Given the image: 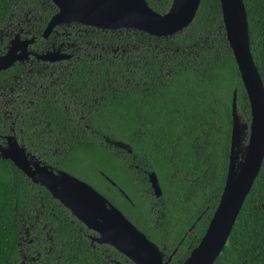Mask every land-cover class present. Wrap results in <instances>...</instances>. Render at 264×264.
<instances>
[{
    "label": "flooded vegetation",
    "instance_id": "obj_1",
    "mask_svg": "<svg viewBox=\"0 0 264 264\" xmlns=\"http://www.w3.org/2000/svg\"><path fill=\"white\" fill-rule=\"evenodd\" d=\"M145 1L159 14L167 13L173 2ZM13 8L7 16L11 15V29L4 26L6 31H0V57L13 44L21 55L0 68V158L9 146H18L24 149L32 169L43 165L45 170L33 175L43 180L34 181L24 174L28 189L12 264H136L110 243L100 241V233L81 221L42 182L59 172L85 181L104 197L107 207L117 208L157 246L161 263L182 264L204 235L226 184L232 93L228 101H211V105L226 103L225 115L208 101L200 110L202 121L194 122L199 110L177 106L181 102L172 97L162 99L159 89L167 85L153 80H167L175 71L172 63L177 58L197 65L207 61L206 54L191 57L179 52L168 57L151 51L148 40L178 35L176 43L186 47L191 42L178 41L185 28L195 22L207 28L222 25V15L210 12L197 22L198 7L187 27L170 36H158L76 20L56 23L47 30L59 10L55 5L46 7L44 1V7L33 4L15 13ZM116 29H135V43L126 40L113 47L109 33ZM144 65L151 67L146 70ZM116 103L124 107L123 122L127 118L135 121L134 128L127 124L122 129L115 127V117L102 128L101 120L92 116L97 108ZM156 104L162 110L152 115L150 109ZM236 110L245 145L250 108L237 98ZM210 112L212 117L207 115ZM227 133L225 156L222 146ZM81 137L105 154L104 166L96 161L86 173L81 172ZM263 203L259 205L264 207ZM227 242L228 238L216 264H264V247L240 243L231 254L229 246L225 249Z\"/></svg>",
    "mask_w": 264,
    "mask_h": 264
},
{
    "label": "water",
    "instance_id": "obj_2",
    "mask_svg": "<svg viewBox=\"0 0 264 264\" xmlns=\"http://www.w3.org/2000/svg\"><path fill=\"white\" fill-rule=\"evenodd\" d=\"M51 1L59 10L50 19L47 30H51L56 23L76 20L96 27L135 28L158 36H170L188 26L201 0H173L170 10L165 14L153 11L145 0ZM220 9L225 39L249 103V135L245 145H242L244 128L236 110L235 87L231 98V148L226 184L204 235L182 264H212L215 261L260 172L264 158V85L250 50L246 8L243 0H220ZM17 50L19 49L13 44L0 57L3 63L0 68L9 66L21 55L16 54ZM22 52L26 54L27 51L23 49ZM2 158L9 159L34 181L43 180L42 177L36 178L33 175L43 173L44 166L32 169L30 159L21 147L9 146ZM42 182L81 221L100 233V241L110 243L136 264H166L161 263V253L157 246L117 208L107 207L104 197L85 181L66 172H59L47 176Z\"/></svg>",
    "mask_w": 264,
    "mask_h": 264
},
{
    "label": "trees",
    "instance_id": "obj_3",
    "mask_svg": "<svg viewBox=\"0 0 264 264\" xmlns=\"http://www.w3.org/2000/svg\"><path fill=\"white\" fill-rule=\"evenodd\" d=\"M22 1L34 4L38 0H0V25L8 16L13 7ZM248 23L249 43L253 60L257 66L264 85V0H243ZM216 11L221 15L219 0H201L196 21H203L208 13ZM207 27L198 26L195 22L193 26L187 27L183 34L179 36L178 41L185 43L192 42L201 35ZM223 44V45H222ZM221 49L216 54L208 53L207 61L202 64H191L187 58H177L173 61L172 67L174 72L167 80L160 79V83L153 80L155 84H165L167 87L161 88L162 99L168 100L171 97L176 102H181L177 106L184 105L186 108L198 109V116H195L194 122L202 121L201 108L205 106L204 102H210V106L220 111L223 115L228 112V105L217 103L211 105V101L229 100L233 89L237 88V98L240 103L249 109V103L246 92L240 80L235 65L232 52L226 39L222 43ZM149 65H144L146 70L150 69ZM133 76H136L134 74ZM114 106H103L97 108V112L92 114L94 118H99V125L107 128L113 119L115 127H121L127 124L129 128H134L137 123L128 120L123 122L124 107L113 104ZM162 107L156 104L150 113L156 114V111ZM209 117L213 114L210 112ZM119 119H116V118ZM107 119V120H102ZM116 119V120H115ZM215 119V117H214ZM229 119L227 123L229 124ZM228 131V130H227ZM216 135V133H215ZM222 146L225 156L228 152V133ZM80 156L79 165L81 172L86 173L90 166L99 161L101 166L106 162L105 154L99 152L95 145L87 138L80 139ZM147 143L148 141H144ZM25 175L13 165L8 159L0 158V264H12L15 256L16 243L18 241L20 213L26 204L28 186ZM264 200V158L262 161L259 175L254 180L252 188L236 217L234 225L228 237L227 249L229 253H234V245L240 243L255 244L264 247V207L259 205ZM221 258L217 257L216 261Z\"/></svg>",
    "mask_w": 264,
    "mask_h": 264
},
{
    "label": "rangeland",
    "instance_id": "obj_4",
    "mask_svg": "<svg viewBox=\"0 0 264 264\" xmlns=\"http://www.w3.org/2000/svg\"><path fill=\"white\" fill-rule=\"evenodd\" d=\"M44 1H46V7H54L53 3L50 0H38L34 3L40 5V7H44ZM26 4H29L28 6ZM22 5V6H20ZM33 4L30 3H19L15 8H13V12L15 13L16 9H19L20 7H29ZM10 17H7L2 25L0 26V31H6L2 28L5 26L7 27V30L11 29V24H8L10 20ZM15 22V21H14ZM35 27L34 29H36ZM184 31H182L183 33ZM111 38L113 39V47L124 45L125 41L127 40L128 43L133 44L135 43L136 38V31L135 29H116L111 31L110 33ZM178 35H175L172 37H165V38H154L153 40L145 39V44H147L148 41H150V50L151 51H157L161 55L166 54L168 57L172 56L174 53H182L184 55H190L191 57H200L207 55L208 53L216 54L222 47V43L225 40V29L223 27V24H219L218 26H214L212 28H206L205 32L201 37H199L196 41L191 42L186 47H181L179 44L176 43ZM148 40V41H147ZM222 44V45H221ZM155 46V48H153ZM243 121H245L242 118ZM247 122V121H245ZM90 175L91 173H87Z\"/></svg>",
    "mask_w": 264,
    "mask_h": 264
}]
</instances>
